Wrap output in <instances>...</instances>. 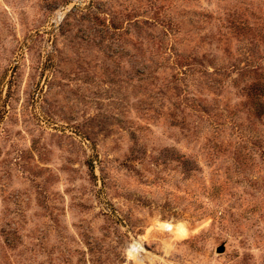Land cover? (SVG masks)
I'll list each match as a JSON object with an SVG mask.
<instances>
[{"label": "rangeland", "instance_id": "obj_1", "mask_svg": "<svg viewBox=\"0 0 264 264\" xmlns=\"http://www.w3.org/2000/svg\"><path fill=\"white\" fill-rule=\"evenodd\" d=\"M0 264H264V0H0Z\"/></svg>", "mask_w": 264, "mask_h": 264}, {"label": "water", "instance_id": "obj_2", "mask_svg": "<svg viewBox=\"0 0 264 264\" xmlns=\"http://www.w3.org/2000/svg\"><path fill=\"white\" fill-rule=\"evenodd\" d=\"M217 252H218V253H223V252H224V247H219V248L217 249Z\"/></svg>", "mask_w": 264, "mask_h": 264}]
</instances>
